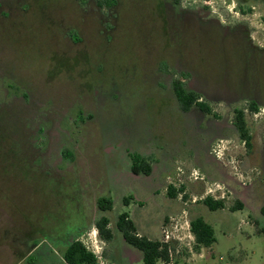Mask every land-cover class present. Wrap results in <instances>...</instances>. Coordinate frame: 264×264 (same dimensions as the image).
Instances as JSON below:
<instances>
[{
  "label": "rangeland",
  "instance_id": "374dc122",
  "mask_svg": "<svg viewBox=\"0 0 264 264\" xmlns=\"http://www.w3.org/2000/svg\"><path fill=\"white\" fill-rule=\"evenodd\" d=\"M35 1L0 0V264L62 263V241L87 220L88 228L76 238L85 244L94 240L103 264H144L140 251L126 245L115 229L117 215L127 212L142 227L183 208L191 219L200 216L211 225L214 242L193 254L182 252L175 264H264V190L238 176L236 161L244 147L235 133L216 142L221 150L216 152V145L211 150L218 167L236 176L237 184L215 172L208 180L186 153L166 160L148 145L159 136L170 144L173 136L184 134L168 89L156 80L146 38L155 33L150 22L139 16L119 21L107 40L98 19L90 24L70 0H38L43 6ZM226 4L231 9L234 3ZM242 7L252 36L262 44L264 0ZM69 31L76 33L74 39ZM194 87L205 89L202 82ZM209 106L223 114L222 103ZM246 122L258 146L263 108L246 114ZM128 146L142 153L157 150L150 175L131 173ZM171 148L162 152L170 154ZM242 182L250 185L239 187ZM168 184L178 189L173 198L166 194ZM129 191L143 200L142 207L132 200L120 203ZM101 195L115 200L101 213L109 218L111 243L93 224ZM206 196L222 200L224 207L209 210L202 202ZM236 201L243 207L232 209ZM36 245L45 251L27 257ZM127 247L134 248L133 262Z\"/></svg>",
  "mask_w": 264,
  "mask_h": 264
},
{
  "label": "flooded vegetation",
  "instance_id": "af4514ba",
  "mask_svg": "<svg viewBox=\"0 0 264 264\" xmlns=\"http://www.w3.org/2000/svg\"><path fill=\"white\" fill-rule=\"evenodd\" d=\"M229 1L234 3L233 10L229 9L227 4L230 2L226 4V0H70L69 4L77 6L83 18L88 19L90 24L94 22V18L98 19L102 26L101 32L107 40L117 29L119 21H130L139 16V19L145 23L150 22V26L153 27L155 33L146 38H149L147 40L150 46L149 51L154 52V68L158 74L156 80L161 83L162 89H168L169 102L180 114V123L184 128L182 139L173 136L170 144H167V140L159 136L157 140H151L148 143L149 146L153 144L157 150H160V157L173 160L177 157L184 158L186 153L206 179L213 178L212 175L215 172L237 184L236 176L218 167L221 162L219 165L212 166L213 172H209L205 167L206 164L203 165L205 161L198 156L197 151V148H208L211 145H216V152L217 148L218 151L221 150L219 143L216 142H221L222 139L219 137H227L228 132L232 131L244 147V153L236 161L242 172L238 176L256 183L260 189L264 190V127L261 132H258L261 141L256 146L254 134L246 122V114H260L263 108L264 123V42L260 44L255 41L252 36L253 29L245 20L246 12H243L245 9L242 7L256 0ZM35 3L44 5L38 0ZM147 10L150 11L147 12ZM130 25L128 23L126 29L130 30ZM69 33V36L71 35L74 39L72 35L76 33L74 31ZM200 42L206 47L200 46ZM196 82H202L205 89L198 90L194 87ZM212 85L215 88L211 87ZM178 86L184 89L182 96L178 95ZM211 103L216 105L222 103L224 106L220 117L216 109L210 108ZM202 106L206 109H202ZM253 107L256 108L255 111ZM239 110L243 113L248 128L249 148L240 139L234 126V116ZM195 113L196 116L193 115ZM228 117L230 122L225 123L226 120L229 121ZM224 123L226 126H223ZM161 141L164 143L161 144ZM170 145L173 146L170 154L166 151L162 152ZM157 150L149 148L142 153L128 146L125 151L129 157L130 169L135 156L150 167L148 174L136 173L132 169L131 173L135 176L150 175L155 169L152 154L156 155ZM181 154L182 157L179 156ZM231 162L234 160L232 159ZM247 164L255 166L244 167ZM241 185L246 189V185L250 184L242 182ZM128 196H132V199H129L128 204H124L123 199ZM97 199L96 206L100 217L104 215L101 213L106 211L99 209ZM131 200L139 206L142 205V201L136 199L134 191H129L127 196L120 197V203L123 205L132 204ZM114 203L115 200L112 199V208ZM88 226L87 220V223L77 228L73 234L67 233L62 243L67 247L68 244L77 240L76 236L85 231ZM122 240L126 243L123 238ZM126 245L131 246L128 243ZM44 251L45 247L40 248L36 245L29 250L27 257L32 252L40 254Z\"/></svg>",
  "mask_w": 264,
  "mask_h": 264
},
{
  "label": "trees",
  "instance_id": "16d2710c",
  "mask_svg": "<svg viewBox=\"0 0 264 264\" xmlns=\"http://www.w3.org/2000/svg\"><path fill=\"white\" fill-rule=\"evenodd\" d=\"M183 94L184 89L178 86V95L182 96ZM185 108H187V106H185ZM202 109L205 110L206 107L202 106ZM252 109L253 111L256 110L255 107ZM234 126L238 131L240 139L244 142L245 146L249 148L250 136L243 118V113L240 110L235 113ZM131 169L136 173L144 172L148 174L150 167L135 156ZM179 190L181 189L179 188ZM166 191L169 197H174L178 189L169 184ZM129 199H132V196L125 197L123 199L124 204H128ZM202 202L211 211L224 207V202L222 200L213 199L211 196L204 197ZM97 205L101 211L110 210L112 208V199L108 196H101L97 199ZM239 208H242V204L236 201L232 209ZM260 213L264 217V206L260 208ZM108 224L109 218L105 215L100 216L94 223V227L99 236L107 242L113 238V232L111 228L108 227ZM115 227L121 233L126 243L141 252V260L144 264H156L159 260H168L166 246L158 240H152L146 236L138 235L136 227L127 212H121L117 215ZM191 229L195 236L196 249L208 247L214 242L213 229L202 217L197 216L191 219ZM60 264H98V262L95 255L88 251L84 244L77 239L67 245L62 254V263Z\"/></svg>",
  "mask_w": 264,
  "mask_h": 264
},
{
  "label": "built area",
  "instance_id": "2783aa9c",
  "mask_svg": "<svg viewBox=\"0 0 264 264\" xmlns=\"http://www.w3.org/2000/svg\"><path fill=\"white\" fill-rule=\"evenodd\" d=\"M160 232L158 241L166 246L168 254V260H159L160 264H175L179 254L182 252L192 253V250L195 249L196 241L191 229V218L188 217L184 208L178 213L169 215L163 222ZM83 244L88 251L95 255L98 264H103L101 247L95 245L94 240Z\"/></svg>",
  "mask_w": 264,
  "mask_h": 264
},
{
  "label": "crops",
  "instance_id": "0c3cea01",
  "mask_svg": "<svg viewBox=\"0 0 264 264\" xmlns=\"http://www.w3.org/2000/svg\"><path fill=\"white\" fill-rule=\"evenodd\" d=\"M226 122H230V120H226ZM224 123L223 126H226V124ZM220 139L222 140H227L229 139V137H224V136H220L219 137ZM211 147H208V148H204V147H200V148H197V151H198V156H200V158H203V159H206V164L209 165V166H216V164L218 163L219 164V159L216 158V156L212 153V150H211ZM255 165H252V164H247L246 168H250V167H253ZM238 186H242L241 184H238ZM152 194V193H151ZM154 195V193H153ZM138 201H143L141 198L140 199H137ZM144 204V202H142V205ZM142 205L140 207H142ZM171 215L170 213H163L159 216V218H157V221H155L154 224H150V223H147L146 225L140 227L137 223V221L134 219V217H130V219L133 221L135 227H136V232L138 235H143V236H146L147 238L149 239H152V240H159L160 238V231H161V226L163 224V222L166 220V218ZM108 227H110V222L108 224ZM114 235V234H113ZM114 237V236H113ZM109 243H111L110 241H108ZM134 248H129L127 247L126 248V252L127 254H130L129 255V259H130V262H133L131 261V258L133 257L134 255V251H133ZM141 253V252H140ZM141 259V256L139 257Z\"/></svg>",
  "mask_w": 264,
  "mask_h": 264
}]
</instances>
